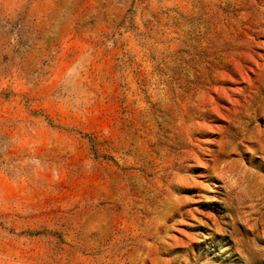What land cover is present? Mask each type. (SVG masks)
<instances>
[{"label":"rangeland","instance_id":"374dc122","mask_svg":"<svg viewBox=\"0 0 264 264\" xmlns=\"http://www.w3.org/2000/svg\"><path fill=\"white\" fill-rule=\"evenodd\" d=\"M0 264H264V0H0Z\"/></svg>","mask_w":264,"mask_h":264}]
</instances>
